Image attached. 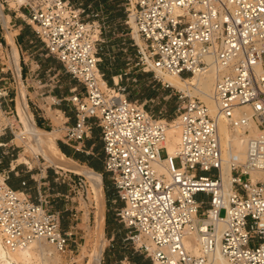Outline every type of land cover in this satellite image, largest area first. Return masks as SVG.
<instances>
[{
	"label": "built area",
	"instance_id": "obj_1",
	"mask_svg": "<svg viewBox=\"0 0 264 264\" xmlns=\"http://www.w3.org/2000/svg\"><path fill=\"white\" fill-rule=\"evenodd\" d=\"M24 8L45 55L82 86L66 100L75 122L66 127L65 138L75 151L85 152L79 144L93 127L99 129L102 171L121 203L115 216L133 251L149 264H212L215 254L227 264H264V181L251 179V173L264 172V72L255 69L264 61V0L124 3V25L140 39V45L132 44L139 63L157 80L156 69L184 79L215 72L212 99L218 117L245 136L243 161L229 164L228 191L220 178L223 152L217 121L197 98L178 95L173 121L177 151L167 174L158 169L159 151L168 157L163 144L169 124L160 113L128 99L121 76L108 87L99 67L104 42L96 23L100 7L84 0H31ZM3 46L0 42V82L6 80L1 75L13 73L4 69L2 62L10 64V58ZM101 80L107 87H101ZM13 102L0 85V150L6 148L5 136L15 139ZM243 107L249 115L241 111L235 116ZM2 153L13 159L0 171L1 246L16 252L45 242L66 253L71 235L62 232L46 191L38 186L34 201L25 191L13 190L8 180L11 172L17 174L16 159ZM212 171L213 176H205ZM54 174L68 185L78 176ZM198 195L206 201H197Z\"/></svg>",
	"mask_w": 264,
	"mask_h": 264
},
{
	"label": "rangeland",
	"instance_id": "obj_2",
	"mask_svg": "<svg viewBox=\"0 0 264 264\" xmlns=\"http://www.w3.org/2000/svg\"><path fill=\"white\" fill-rule=\"evenodd\" d=\"M30 1L31 0H27L23 4H18L16 0H0V26L4 25L7 27V31L10 33L9 35L14 39L18 35L17 26L18 24H21L23 38L26 36L32 38L30 44L33 46L32 59H44L43 55L45 52H43L41 45L36 42L31 24L27 19L21 20L23 18L19 17V14L22 11H25L24 5ZM84 1L87 3H93V5L100 7L101 10V14L96 18V23L99 24L100 32L102 34L101 37L104 39L99 51L101 57L99 67L101 72L104 73V79L107 80L108 87H112L113 81L116 83L119 81L118 76H121L122 80L119 83L126 88L125 94L128 99L138 100L139 103L143 104L147 110L154 114L160 113V115L166 119L167 123L175 120V110L180 102L178 95H186L176 88L169 87L167 84L163 83L160 78L157 80L151 71H147L144 66L140 65L136 54V47L132 46L134 41L130 29L124 25L126 15L124 8L125 0ZM2 13L5 14V20H3ZM15 14H17V17L19 18L15 20L14 18L10 20V17L6 18V16L13 17ZM14 23L16 24L15 26H13ZM0 31L2 30L0 29ZM6 34L7 33H5V37ZM30 62L31 57L27 58V56H25V62H20L19 65L21 66V74L23 77L21 79V76L19 75V84L24 91L25 104L30 110L33 119H35V115L40 113L38 106H41V108L44 109L43 102H41L40 99L41 97H44V94L42 95V93L45 90L50 89L52 91H62L68 86V78L61 74L59 68L56 67V63H54L55 65H48L47 69L41 70L40 67L36 68L35 63L30 64ZM9 67L10 64L4 62V69L6 70ZM30 68L36 75V79L33 82L30 81L29 77L27 81L24 80V77H26L24 74H28ZM262 70H264L263 66ZM111 75H113V80ZM1 76H4L6 80L0 82V85L7 88L9 96L14 100L12 103V109H15L14 116L17 124V126L15 125L17 128L14 134H17L20 131H24L17 100L19 90L18 82L15 80L14 73L10 74L8 72V74ZM186 97L190 98L188 96ZM51 103L52 100L49 98L44 102V105L48 107ZM55 109L56 106H52V111L48 109V112L51 114L47 113V117L49 118V122H51L49 126H47L48 131L46 132L50 134L56 143L57 137L62 135L58 130L62 126L63 119L58 112L54 111ZM23 137L25 139L22 141L19 139L12 141V147H15L16 152L14 157L17 160L13 163L14 165H17V167H24L26 171H29L28 173L32 174L39 173L37 167H39L40 170L46 168L47 170L53 171L55 169L58 174H63V172H65L62 170L60 171V169L57 170L58 168L53 166H48L40 156L36 158L32 153L31 143L28 141V138L24 135ZM28 147H30V149ZM159 158H165V152L163 149L159 151ZM26 160L28 163H26ZM79 165L85 166L82 164ZM173 165L175 168L179 167L177 159L173 160ZM66 173L69 175L68 172ZM70 173L73 175L72 172ZM214 174V171H212L209 175L205 176H213ZM77 175L78 176L72 177L74 182L70 183V186H67L68 191L66 197H64V208L73 215V221L79 225L80 235L77 236V241L74 247L69 249L71 251H67L66 253H58L54 250L52 245L43 243L50 251L49 260L51 264H86L85 259L78 261L77 258L80 255L84 244H86L87 251L94 246L95 231L97 229L95 224L97 201L94 198L89 182L83 176L79 174ZM78 177L82 182L78 180ZM101 180L103 202V223L101 230L103 231V251L100 264H121L120 261L123 260L122 255H124L123 251H133V249L132 245L125 241V230L115 216V210L120 208L121 203L115 197L108 199V195L112 190L110 183L106 176L101 175ZM84 181L85 186L83 185ZM196 200L203 202L206 201L205 197L202 195H198ZM220 215L222 216L223 212H220ZM115 232L117 233L115 235L119 237V243L117 244V248L115 247V251L110 257H108L110 254L108 250H112L110 248V238ZM41 261L40 258H36L35 264H42ZM20 264L22 263L20 262Z\"/></svg>",
	"mask_w": 264,
	"mask_h": 264
},
{
	"label": "bare ground",
	"instance_id": "obj_3",
	"mask_svg": "<svg viewBox=\"0 0 264 264\" xmlns=\"http://www.w3.org/2000/svg\"><path fill=\"white\" fill-rule=\"evenodd\" d=\"M18 4H23L27 0H16ZM1 8V6H0ZM1 12V11H0ZM1 14V13H0ZM10 34V33H9ZM7 34L8 42V54L10 58V68L14 73L15 80L18 82L19 90L17 94L18 105L20 108V115L24 131H20L15 134V139L23 140L24 136L28 138L31 143V150L35 156H40L47 163L48 166H53L65 172H72L83 176L90 184L94 198L97 201L95 212V224L97 229L95 231L94 246L89 251L86 250V244L82 247L81 253L77 260H86V264H100L103 251V202H102V180L100 174L95 173L91 169L85 166H81L75 161L64 156L56 146L53 138L46 131L38 128L35 123L30 110L25 104V95L23 89L19 84V64L16 47L13 41V37ZM132 39L137 45H140V39L138 38L135 30L131 32ZM262 63L255 66L257 73L264 72L262 70ZM155 76L160 78L163 83L169 87L180 90L183 94L190 97V99L198 98L202 101L210 114L217 121L218 133L220 136L221 147L223 152V165L221 167V181L225 191L230 189V168L229 164L234 162H242L244 159L245 136L241 131L233 130L229 127L227 121L221 117H218L217 105L212 99V90L215 79V72L209 71L203 75H197L192 78L184 79L167 73H163L159 70H155ZM102 88L107 87L103 80L100 81ZM119 97V95H117ZM244 111L248 116L249 111L247 108L236 109L235 116L243 114ZM174 121V120H173ZM169 122V126L166 132V140L164 142V148L168 157L161 159L158 164V169L167 174L166 166L172 157L175 156L177 151V145L179 141L178 130L176 129L174 122ZM253 128V124L249 123V130ZM30 149V147H28ZM26 164V163H25ZM251 179L253 182L256 179L264 181V172L251 173ZM45 242H36L26 249H22L16 252H7L0 244V264H35V259L40 258L42 264H51L49 260L50 251L47 249ZM48 244V243H47ZM196 247V244L194 245ZM196 251V249H195ZM212 264H227L226 260L220 255L215 254Z\"/></svg>",
	"mask_w": 264,
	"mask_h": 264
},
{
	"label": "crops",
	"instance_id": "obj_4",
	"mask_svg": "<svg viewBox=\"0 0 264 264\" xmlns=\"http://www.w3.org/2000/svg\"><path fill=\"white\" fill-rule=\"evenodd\" d=\"M26 10L22 11L19 15L20 18H23L21 20H26L25 17ZM3 20H5V14L2 13ZM10 17V20L12 18L17 19V14L15 16H6V18ZM1 19V17H0ZM15 22V21H14ZM16 24L14 23L13 26ZM18 29H17V37L13 39L17 55H18V64L20 62H25V56L31 57V63H35L36 68H41V70L47 69L48 65L56 63V67L59 68V71L61 74L65 75L68 78V86L65 87L62 91H52L50 90H45L42 95L44 94V97H41V102H43L44 109L41 108V106H38L40 113H37L35 115L34 123L37 125V127L41 128L42 130L48 131L47 126H49V118L47 117V113L51 114L48 112V109L52 111V106H56V109L54 111L58 112L60 116H62L63 123L60 129L58 130L62 135L60 137H57V142L56 146L58 147L59 151L66 156L67 158L75 161L76 163L85 165L88 169H91L94 171L91 165L98 166L100 168L99 171L103 173L102 169V157H103V151H102V143L100 140V133L99 129L96 127H93L91 130V133L89 136L84 139L79 145L84 148L85 152H77L75 151V144L71 143L66 140L65 138V129L68 126H72L75 122L74 118V113L73 109L68 101H66L72 92H81L82 91V86L78 84L75 80L71 79L70 76H68L62 69L61 65L54 59L46 56L45 54L44 59L41 58H35L34 60L32 59V47L31 44V37L26 36L23 38L22 36V31H21V24H18ZM0 42L4 45L3 47L7 49L8 53V42H7V37H5V33L9 34L7 31V27L4 25L0 26ZM6 34V36H8ZM22 36V37H20ZM34 36V35H33ZM27 40V41H25ZM36 42H38L36 40ZM39 43V42H38ZM40 44V43H39ZM42 47V46H41ZM43 50V49H42ZM44 52V50H43ZM9 55V54H8ZM4 63V62H2ZM262 66L264 68V61L262 63ZM20 67V73L19 75L21 76V79L23 75L21 74V66ZM26 77H24V80L27 81L28 77L31 82H33L36 79V75L34 74V71L30 68L28 74H24ZM111 78H113V75H111ZM107 81V80H106ZM51 99L52 103L48 107L44 105V102H46L47 99ZM133 100V99H131ZM9 136H5L3 138L4 143H6V148L0 150V171L4 169H8V166L10 164L11 156L10 155H5L2 152L5 153H11L13 154V157L15 156V147H12V141H8ZM15 140V139H14ZM17 161V160H16ZM26 163L28 161L26 160ZM14 165V164H13ZM38 166V165H37ZM31 168V166H30ZM39 170V173H28L29 171H26L24 167H17L16 175L14 173H10L9 175V180H8V185L16 191H25L27 194L30 195L32 200H36L37 197V189L38 186L44 189L46 191L47 196L49 197L50 200V210L53 212L59 213L60 216V227L62 232L69 233L71 236L69 238V246H68V251L71 247H74L77 241V236L80 235V227L77 223H75L72 219L73 215L70 214L67 209L64 208V197H66V193L68 191L67 186H70L65 183H60L56 181V176L54 174V171L57 172L55 169L53 171L47 170L46 168L43 170H40L39 167H37ZM31 170V169H28ZM59 170V169H57ZM61 171V170H60ZM95 172V171H94ZM97 173V172H96ZM100 173V174H102ZM61 174V173H59ZM75 174V173H73ZM77 175V174H76ZM101 176V175H100ZM25 182V186H21V182ZM42 185V186H41ZM111 196H109L108 199H110ZM82 224V222H81ZM117 232V230H116ZM114 233L113 236L110 238L111 244L110 248L112 250H108L110 255L115 251V247L117 248V244L119 243L118 241V236L115 235L117 233ZM124 255H122V261H120L121 264H149V262L140 254L134 252V251H128L125 250L123 251ZM107 255V254H106ZM139 256V257H137ZM121 258V257H120ZM139 258L141 260H139ZM105 264V263H104Z\"/></svg>",
	"mask_w": 264,
	"mask_h": 264
},
{
	"label": "trees",
	"instance_id": "obj_5",
	"mask_svg": "<svg viewBox=\"0 0 264 264\" xmlns=\"http://www.w3.org/2000/svg\"><path fill=\"white\" fill-rule=\"evenodd\" d=\"M90 167H92V168L94 169L95 172H97V173H102L101 171H99L100 168H99L98 166L91 165ZM101 170H102V169H101ZM102 175H103V176H106V175L103 174V173H102ZM109 196H111V198H114V197H115V194H114V191H113V190H111V192L109 193L108 198H109ZM137 257H139V256H137ZM139 260H141V259L139 258Z\"/></svg>",
	"mask_w": 264,
	"mask_h": 264
}]
</instances>
